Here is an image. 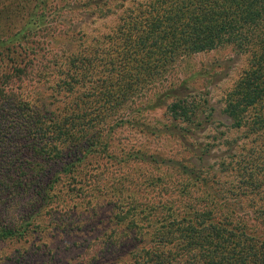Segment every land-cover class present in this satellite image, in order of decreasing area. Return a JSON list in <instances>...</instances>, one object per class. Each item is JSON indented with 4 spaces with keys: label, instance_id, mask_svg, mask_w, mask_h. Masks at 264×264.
Masks as SVG:
<instances>
[{
    "label": "trees",
    "instance_id": "16d2710c",
    "mask_svg": "<svg viewBox=\"0 0 264 264\" xmlns=\"http://www.w3.org/2000/svg\"><path fill=\"white\" fill-rule=\"evenodd\" d=\"M126 2L121 8L129 12L107 37L106 49L71 52L63 63L44 42L55 31L50 24L37 27L34 19L28 31L11 33L17 19L0 18V214L26 198L19 218H0V245L38 232V221L54 216L49 211L58 186L68 174L70 184L77 183L81 163L100 155L96 146L108 142L109 126L124 121L125 102L162 86L187 57L230 45L248 55L249 68L220 121L240 128L253 108V165L249 160L240 174L246 180L224 186L221 173L229 175L234 162L221 163V171L195 158L186 165L151 156L177 168L193 188L178 194V204L118 200L122 236H110L109 245L116 251L125 242L127 250L109 259L86 257L82 264H264V0H148L135 8ZM33 86H40L38 94L31 95ZM184 88L169 90L175 100L168 109L176 119L201 125L205 112L176 95Z\"/></svg>",
    "mask_w": 264,
    "mask_h": 264
},
{
    "label": "rangeland",
    "instance_id": "374dc122",
    "mask_svg": "<svg viewBox=\"0 0 264 264\" xmlns=\"http://www.w3.org/2000/svg\"><path fill=\"white\" fill-rule=\"evenodd\" d=\"M139 2L148 0H127L125 4L135 8ZM122 3L123 0H0V18L4 15L5 21L17 19L9 24L11 33L18 28L28 31L34 19L38 20L37 27L50 24L55 31L44 38V42L48 51L63 63L71 52L88 56L94 49H106L107 37L114 34L129 12L121 8ZM10 42L12 40L5 43ZM100 56L99 60L104 62L106 54L100 53ZM248 68V55L230 45L197 53L168 73L163 87L145 90L141 99L125 102L120 108L125 114L124 121L109 126L108 142L96 146L100 155L81 163L75 174L77 183L70 184L68 174L58 186L51 206L53 210L49 211L54 216H43L38 221V232L1 244V262L82 264L86 257L100 255L109 259L112 253H124L125 242L116 251L109 245L110 236H122L124 224L115 222L118 210L114 205L118 200L133 203V197L142 207L159 206L164 202L178 204V194L193 188V183L177 168L156 163L151 156L182 161L186 165L195 158L199 166L208 163L221 171V163L234 162V170L229 175L221 173L227 183L224 186L242 184L246 180L240 176L242 168H246L249 160L253 165L256 139L253 108L245 115L240 128L220 120L229 94ZM181 84L185 88L176 95L187 96L186 100L195 102L199 112H205L201 125L176 119L168 109L175 100L169 90ZM39 88L31 87V95L38 94ZM210 115H214L212 122L206 119ZM201 170L206 172L207 169ZM25 200L8 211L1 209V220L19 218Z\"/></svg>",
    "mask_w": 264,
    "mask_h": 264
}]
</instances>
